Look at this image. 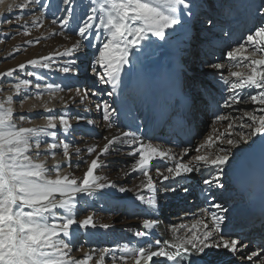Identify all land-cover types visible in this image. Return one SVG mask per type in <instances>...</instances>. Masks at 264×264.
Here are the masks:
<instances>
[{"label":"snow or ice","instance_id":"obj_1","mask_svg":"<svg viewBox=\"0 0 264 264\" xmlns=\"http://www.w3.org/2000/svg\"><path fill=\"white\" fill-rule=\"evenodd\" d=\"M5 2L0 0V6ZM216 3L217 0H89L73 25L76 9L83 0H58L55 10L60 15L53 13L50 20L58 31L52 35L72 41L70 46L0 72V81L13 77L17 71L28 77L12 84L15 96L9 95L0 101V264H89L94 259L92 254L85 253L79 259L72 256L74 251L82 250L83 246L75 247L80 233L97 228L107 230L110 225L97 224L93 212L79 218L78 209L81 203H87L85 198L104 196L107 189L120 194L134 193L135 201L146 206L149 218L142 219L143 230L133 233L138 244L102 248L95 264H105L109 256L115 262L117 253L125 264L128 256L134 258L135 264H264V212L259 217V236L253 238L255 221L234 215L231 208L224 206V194L232 189L231 174L244 175L249 171L248 161L238 155L245 147L254 149L259 156L264 186V23L226 52L227 63L205 62L227 93L222 103L217 102L219 108L248 101L259 107L245 111L243 117H232L241 121L240 130L235 131L236 125L230 121L224 132L194 146L195 155H191L189 147L177 153L174 148L179 145L163 148L146 143L137 134L139 126L122 127L118 109L114 107L115 99L112 103L91 99L105 94L114 98L118 91L122 93L130 87L126 66L134 63L135 55L154 45L153 38L167 43L170 37L182 34L184 51L195 55L200 43L223 30ZM261 4L264 5V0ZM52 6V0L8 3L6 11L0 12V25L18 23L24 15L32 16L30 24L18 25L22 34L29 36L31 29H40L45 24L47 10ZM256 11L264 20V7H257ZM69 33L76 37L74 41ZM11 35L8 33L5 38ZM42 38L46 37L25 43L34 46ZM88 48L96 49L98 54L88 56ZM81 54L87 59L82 60ZM81 64H86L85 73L90 72V85L65 89L59 83L49 82L43 74L44 71L58 72L79 79ZM29 66L32 71H27ZM225 67L227 74L223 72ZM65 90L67 96L60 95ZM245 90H253L247 93V98L241 95ZM181 94L186 117L192 118L197 97L188 84ZM17 97L21 109L28 100L34 99L42 112L39 116L31 115L37 111V104H33L28 113H17L13 106ZM77 101L83 113H90L94 104L96 112L102 114L103 126L108 132L103 136L102 145L79 146L82 140L75 136L77 126L83 121L85 129L92 131L88 126L94 128L96 121L80 111H71ZM56 103L61 105L59 110L49 107ZM36 118H43L45 123L22 126ZM245 118L248 122H244ZM228 119L216 115L214 122ZM258 137L259 145L256 144ZM125 148V154L133 157V162L121 171L124 176L137 174L139 183L133 187L120 186L101 172L107 167L103 158L113 153L119 155ZM213 148L214 153L202 152ZM58 150L62 151V160L56 159ZM49 157L55 161L52 165L47 162ZM158 161L165 163L161 165ZM82 165L85 166L82 175H74L72 169H80ZM65 167L69 171H63ZM153 169L155 177L151 174ZM192 174H197L198 183L205 186L201 192L208 207L201 209L202 215L194 218L190 227L173 225L171 239L163 242L155 239L153 243V230L161 222L155 214L163 215L165 201L186 198L182 193L192 194L188 184Z\"/></svg>","mask_w":264,"mask_h":264},{"label":"rangeland","instance_id":"obj_2","mask_svg":"<svg viewBox=\"0 0 264 264\" xmlns=\"http://www.w3.org/2000/svg\"><path fill=\"white\" fill-rule=\"evenodd\" d=\"M20 2H22V0H6L5 5L0 6V12L6 11V7H7L8 3H20ZM57 2H58V0H52V5L53 6H52V8L47 10V16L50 19H52L53 13H55V15H57V16L60 15V13L56 12V10H55ZM88 2H89V0H83V4L76 9V14H75L76 19H73V21H72L73 25H75L78 22V18L83 14V11H84L83 5H87ZM242 2L243 1H241L240 4H242ZM257 2H258V7H264V5H262L259 0H257ZM217 5H218V1L216 3V9H215L216 12H218L217 11ZM33 7H36V6H33ZM15 11L18 12L19 10L16 9ZM253 12H254V15H256V16L260 15L256 10L253 11ZM32 19H33L32 16L24 15L23 18L18 23L17 22H13L12 24L4 23V24L0 25V72H5V71H7L9 69H15L21 63H26V61H28L30 59L39 58L40 56L48 55L50 52L54 51V50H50V51L48 50L50 45L53 43L52 41H50L51 38L49 40L48 39H44L43 40V41L47 42V44H48L45 49L38 48L39 43L42 42V41H40L38 44H35L34 46H30V45H27L25 43L28 40H35L37 37H39L38 35L40 33H43V35L41 37H43L44 35H47L46 34L47 30H45L46 28H44V27H41L40 29H31V34L29 36H25V35L22 34V31H21V29H20V27L18 25H22L25 22H28L30 24V21ZM236 23H238V21H236ZM261 23H264V20L261 19V21L259 22L258 26H260ZM231 24H232V27H230L229 30H234L236 28V24L233 23V22ZM55 27L58 30L57 26H55ZM18 32L21 33V34L17 35L16 33H18ZM8 33L12 34L11 37L10 38H5ZM52 33L53 32H50V36L52 35ZM216 37H219V39H220L222 36H216ZM54 38H57V36L55 35L52 39H54ZM227 40L230 41L229 36H228ZM18 45L20 46L19 50L18 51H14ZM67 46H70V45H67ZM216 48L218 50L221 49L222 48V44H220V45L216 44ZM54 49L55 50H62L63 47L61 46V48H56L54 46ZM181 49H182V52H184L185 48L181 47ZM174 50H176V49H174ZM86 51L88 53V56H92L93 54H98L96 49L88 48V49H86ZM172 51L173 50L169 49L167 52L170 54V53H172ZM200 54L203 55L202 52ZM200 54H197V55H200ZM225 54H226L225 52L222 54V61L224 63H227ZM151 55H154V53H152ZM7 57H11V58H7ZM147 57H148V55H146V54L141 56V58H144L143 61H146L145 58H147ZM85 58L87 59V57H85ZM157 58L159 60L161 59L160 57H157ZM202 58H204V57H202ZM207 61H209V59H207ZM197 62L200 63L201 62L200 59ZM80 66L81 67L83 66V68H85L86 64H81ZM207 69L208 68H206L204 71L205 72L209 71L210 73L212 72V71L207 70ZM32 70L33 69H32L31 66H29L27 68V71H32ZM43 74H45L47 76L49 82L59 83V84H61L62 87H65V89L67 88V86L77 87V86H83V85H90L91 84V80L89 79L90 72L89 73H85L84 71H81L78 74L79 75V79L72 78V76H66V79H64V78H62L64 75H62V74H60L58 72L44 71ZM20 78H28V77H26L23 72L17 71V73L14 74L13 77L4 79L3 81H0V88H2V90H0V101H4L9 95H13V96L16 95L15 94V90L12 87V84H14L15 82H18V79H20ZM204 83H205V81H204ZM98 86L99 85H97V87ZM65 92H67V91L65 90ZM65 92L61 93L60 95H65L66 96ZM246 93H248V92H246ZM246 93H243L241 95L245 96V95H247ZM44 98H48V97L45 95ZM108 98H110V97H108ZM18 99H19V97H17L16 100H14V104H13V106H14V108H15L17 113H28L29 109L31 108L33 103L34 104H38L37 112L41 113L42 109L39 108V103L37 101H35L34 99H30V101L28 100L25 103L23 109L20 108L19 103H18ZM91 99L93 101L98 100L95 97L91 98ZM103 100H107L109 103H112V101L109 100V99L104 98ZM86 103H88V102H86ZM56 104H58V106H61L59 103H56ZM49 106L51 107L52 105H49ZM91 107H92V111L90 113H87L88 116H89V119H93L94 121H96V126L94 127L95 131L98 132V133H102L103 132V128H104L103 121H102V114L96 112L94 104H92ZM256 108L257 107H254V106H249V109H245V108L243 109V108L240 107V108H238L239 111H237L238 109H233L232 112L236 115L235 117H243L245 111L251 112V111H254ZM81 109L82 108H80L78 110L80 111ZM71 111L74 113L73 106H71ZM154 112H155V109H154ZM34 115L35 116H39V114H34ZM230 115L231 114L228 113V112L226 114L224 113V116L229 117V119L228 120H224L222 122H215V123L213 122V123H211V121L208 120V122H207L208 126L202 131V137H201L199 142L204 140L206 135L208 137L209 132H211V136L215 137V135L219 134L220 131H222V132L225 131V129L227 128V125H228L227 123H229L230 121L234 125H236L235 131H239L240 130L239 123L241 121L232 120L231 119L232 117H230ZM156 122H159V120H157ZM244 122H248V121H246V118L244 119ZM44 123H45V121H44L43 118H36V119H33L30 123H28V122L24 123L22 126H24V127H32V126L43 125ZM155 123L152 124V125L155 126ZM217 125H221V126L219 127ZM151 129L152 128L149 127V132H148V130L146 131L145 139H146L147 142H151V143L157 145V142L155 141V138L153 139V138H151V136L148 137V135L151 133ZM215 130H216V132H215ZM244 131L247 132L248 129H244ZM78 132L79 131L75 132V136L77 135ZM80 133H81V131H80ZM144 134H145V132H144ZM92 137H93V135H92ZM198 140H199V138L194 139L193 140L194 142H193L192 146L189 147V148H191V155H195L196 154L195 151H194V146L199 145ZM83 142L88 143L87 138H83L82 139V143ZM82 143H80V145ZM224 146H226V145H224ZM43 147H44V145H42V148ZM163 148H165V147H163ZM177 152H179V151H177ZM202 152L214 153V152H209L208 149H202ZM59 157L62 160V151H60V150H58V152H57L56 159L59 158ZM44 158L45 157L43 155L40 157L41 160H43ZM75 158L76 157L73 156V161H74ZM49 161H51L52 163H49ZM126 161L128 162V160H126ZM47 162H48L49 165H52L53 163H55V161L51 157L48 158ZM157 163L161 164V165L164 164V163H159V162H157ZM73 170H74V168L72 169V171ZM63 171L67 172V171H69V169L67 167H65L63 169ZM151 174L155 177V170L154 169L152 170ZM124 181H125V179H122L121 183H123ZM188 198H190V196L186 197V199H183V198H180V199H183L181 201H185ZM85 199L87 200V203H81L80 209H78L79 218H83L84 216L88 215L89 212H93L95 214V218H96L97 222L99 220H101V218H99V216H102V215L103 216H115V217L117 216L116 218L112 219L111 222L114 225H117V226H123L121 224L125 222L126 224L123 226V229H125V235H133V233L135 231L141 230L140 229L141 223H139V221L142 220L141 219L142 216H141L140 212H138V209L136 208V206L132 205V203H128V205L127 204L124 205L121 202H115V203L110 204V205H105L103 203L100 204L99 202L96 201V199H93V198H85ZM165 203L167 205L168 201H165ZM173 203L178 204V200H175V202H173ZM170 205H172V204L170 203ZM177 207L179 209H182V206L180 204ZM171 208L172 207H166V209L163 212V215L158 214L161 217V220H160L161 223H164V224H162L160 226L161 228L160 227L158 228L159 231L162 230V228H164L163 225H167V226H173L174 225L173 222H172L173 224H165V222H167L168 218H171L172 216L183 217L182 213H180L178 215L176 213H170V212L167 213L168 209L169 210H174V209H171ZM189 211H190V217H189L188 220H186V222H190L189 224H192L194 222V218H198L200 213L195 209V207H192ZM173 219H177V218H173ZM178 219H180V218H178ZM183 219H186V218H183ZM177 222H179L180 224H178ZM168 223H171V221L170 222L168 221ZM182 223H181V221L176 220V224L181 225ZM183 225H185V224H183ZM190 226L191 225H189V227ZM114 229H115L116 232H114V233L108 232L104 237L93 236V238H91V237H87L86 235H84L81 232L79 237H78V243H76L75 247L78 248V249L81 248V246H83V247H82V250L74 251L72 253L73 258H78V259L79 258H83L84 254L88 253L87 251H89V250L91 251L92 249H96V251H93L92 253L93 254H97V251H99L102 248H106V247L107 248H115L118 245H123L124 243H131L132 245L138 244L132 238L124 239L123 236L117 234L118 231L120 230V227H116ZM92 231H94V230H92ZM182 232L183 231H181V233ZM165 239H171V236L166 237L163 240H165ZM142 246H145V245H142ZM118 257H119V253H117V260L114 262L111 259V257L109 256L106 259L105 264H112L113 262L115 264H118V263L119 264H125L124 261L120 262ZM129 257L130 256H128V258ZM126 263H128V261ZM129 263L132 264V261H129Z\"/></svg>","mask_w":264,"mask_h":264},{"label":"bare ground","instance_id":"obj_3","mask_svg":"<svg viewBox=\"0 0 264 264\" xmlns=\"http://www.w3.org/2000/svg\"><path fill=\"white\" fill-rule=\"evenodd\" d=\"M240 5H242V6L240 7ZM238 8L243 9L244 4L235 5L233 8H230V9L231 10L236 9L234 11L237 12ZM50 20L51 19L48 18L47 21L45 22V24L42 26V27L46 28L45 30H47L46 31L47 35L43 36L46 38L40 39V41H42V42L39 43L38 48L45 49L48 44H47V42H45L43 40L44 39L49 40L50 38H51L50 41H52L53 43L50 45V47L48 49L49 51L55 50L54 46L56 48H61V46L65 47L67 45H70V43L72 41H65L62 36L56 35L57 38L52 39L55 35L50 36V32H55L58 30L56 29L55 26L50 24ZM231 20L233 21L234 19H231ZM229 26L232 27V24ZM197 28L199 30V26ZM69 34L72 35V39L74 41L76 39V37L72 33H69ZM42 35H43V33H40L38 36L41 37ZM153 41H154V45L152 47L147 48L142 53H138L137 55H135L133 57L134 63L126 66V68L128 69L126 80L130 81V83H131L130 87L125 88L122 93L120 91H118L117 95L114 98L113 97L108 98L106 94L102 97H95L98 100H103L104 98H106V99L113 101V99H115L116 103H115L114 107H116L118 109V115L120 116V120L123 122L122 127L125 125H131L132 127L139 126V131L137 134L141 135L144 138L146 143H147V141L145 139L146 131L148 130V132H149V127L152 128L153 127L152 124H154L157 120H159V122H156L155 126L157 124H160L161 128H163V122L165 121V118L162 116H165L168 113V111L170 110V106L165 102L164 94L158 88H156L157 89L156 106H153V104L149 100V97H148L147 92H146L147 79L150 80V84H152V85L154 84V82H153V79L150 78V74H148L146 72V70H147L146 66L148 64V60L155 59L157 57H161V59L163 61L165 60L166 65H168L169 64L168 60H170V59H169V53L167 51L169 49L173 50V49L181 48L184 45V37L182 34L181 35H174V36L169 38L167 43L156 40L155 38H153ZM217 41H222V37L220 39H217ZM227 42L229 43V40H227ZM217 44L220 45L221 42H219ZM183 48H185V47H183ZM210 50H212V48ZM214 50L218 54L219 50L216 47H214ZM185 52L186 51H184L183 53H185ZM152 53H154V55H151ZM202 53L204 56V55H207L209 52H207L205 49H203ZM144 54L148 55V57L145 58L146 61H143L144 58H141V56ZM174 54L175 53H173V57H174ZM81 59L85 60L86 58H85V56H83L81 54ZM200 61H201V59H200ZM83 69L84 68L82 66L81 71H83ZM191 70H193V69H191ZM207 70H210L213 72V70H211L209 68ZM62 78L66 79V76H63ZM72 78H75V77H72ZM200 78H202V77H199L198 79H200ZM214 86H215V84H213L209 89L213 90L215 88ZM251 91H253V90H247V92H251ZM243 93L244 92H242L241 94H243ZM65 94L67 96V92H65ZM245 98H247V95H245ZM44 99L47 100V98H44ZM222 102L223 101H219V103H222ZM196 103L198 106L203 107L201 105L200 99H198ZM37 106H38V104H37ZM53 106L57 110H59L61 107V106H58V104L52 105L51 107H53ZM72 106H73L74 113L76 111H79L78 110V109H80L79 101H77L76 105H72ZM249 106L258 107L257 105H254L250 101H248L247 103L234 104L230 108H223V109L220 108V109L222 112L229 111L231 114L230 117H235L236 115L232 112L233 109H238L240 107H242L243 109L244 108L249 109ZM154 109L157 111L159 116H156ZM204 111H206V109ZM80 112L82 115H87V117L89 118L88 114L83 113L82 109L80 110ZM30 114L34 115V114H40V113H38L36 111L35 113H30ZM218 126L220 127L221 125H218ZM88 128H91L92 131H88L85 129V125H84L83 121H81L80 124L77 126V131H79V132L77 133L76 138L79 140H82L83 138H87V141H88V143L83 142L80 145V147L83 148L86 145L92 144V143H99L102 145L104 143L103 136L108 134L107 130L105 128H103V132L98 133L95 131V128H93V126H88ZM80 131H81V133H80ZM144 132H145V134H144ZM215 132H216V130H215ZM220 132H222V131H220ZM92 135H93V137H92ZM209 136H211V132H209L208 137ZM206 138H207V136L204 138V140ZM204 140H202L200 142V144L203 143ZM260 143H261L260 138L259 137L256 138V144L259 145ZM219 146H224V145H219ZM118 147H120V146H118ZM208 150H209V152H215L214 151L215 148L208 149ZM126 151H127V149L125 148L119 155L113 153L112 155L103 158L107 162V167L102 169L101 172L105 175H108L111 180H113L114 182H116L120 186L133 187L135 184L139 183V181L136 179L137 174L132 173L129 176H124L123 172L121 171V169L127 170L129 168V166L131 165V163L133 162V157L126 155L125 154ZM175 151L177 152V150H175ZM177 153H179V152H177ZM238 155L240 157H242L243 159L248 160V159L255 157L257 155V153L254 151V149H249V148L245 147L240 153H238ZM75 159H74V161H75ZM57 160H61V158L59 157V158H57ZM126 160H128V162ZM158 162L159 163H165L162 161H158ZM49 163H52V162L49 161ZM168 163H170V162H168ZM84 170H85V166L82 165L80 169L74 168L73 174L76 176H80V175H82ZM121 178L125 179V181L123 183H121V180H122ZM198 180H199V176L197 174H192V178L188 181V184L190 185L191 193L194 192L193 188L202 189L203 187H205L202 185V183H198ZM229 192L230 191L226 192L224 195H228ZM105 193H106V195H104V196L96 197L95 198L96 201L99 202L100 204L103 203L105 205H110V204H113L115 202H121L124 205L125 204L128 205V203H132V205L136 206V208L138 209V212H140V214L142 216L141 219L149 218V213H148V210L146 209V206L139 205V202L135 201L134 193L129 192L126 194H120V193H117L111 189L105 190ZM230 193H229V196H231ZM143 194L147 195L146 192ZM181 195L188 196V194H184V193ZM121 196L123 197V199L117 198V197H121ZM189 196H191V194ZM230 198L232 200H234V202L237 201V199H238L236 197H230ZM224 200L226 201V203L230 201V200L225 199V198H224ZM187 201L190 202L191 200L188 199ZM196 202H198V200H196ZM217 202H219V201H217ZM226 203H225V206H226ZM171 204L175 205V207L177 209H179L177 207L179 204H175L173 202H171ZM116 217L115 216H103V215L99 216V218H101V220H99L98 222L96 220L97 224L106 223V224H109L110 227L107 230L97 228L94 231L89 230V232H87V233H84V232H82V233L84 235H86L87 237H91V238H93V236L104 237L108 232H111V233L116 232L114 228L120 227V230L118 231L117 234L123 236L124 239L132 238V239H134V241L139 243L138 238H136L135 236L125 235V229H123V226L126 224L125 222L121 224L123 226H117L111 222V220L116 218ZM169 220H174V222H175L174 225L176 227L180 226V225L176 224V220H181V218L180 219L170 218ZM141 221L142 220H140L139 223H141ZM163 226H164V228H162V230H160V233L163 232V237H162V239H160L161 241L167 236H172V226H167V225H163ZM140 229L143 230L142 224L140 226ZM152 238H154V237H152ZM152 250H155V248H153ZM93 251H96V249H92L91 251L90 250L87 251L88 254H92L94 256L93 261H90L89 264H95V260L99 258V251H97V254H93L92 253ZM153 259L155 261L163 260V258H153ZM127 261H128V263H129V261H132V264H135L134 258L131 256L129 258H127ZM128 263H126V264H128ZM112 264H115V263L113 262ZM129 264H131V263H129ZM244 264H249V263L244 262Z\"/></svg>","mask_w":264,"mask_h":264}]
</instances>
